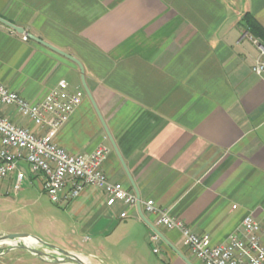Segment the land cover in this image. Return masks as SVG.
Listing matches in <instances>:
<instances>
[{"label": "crops", "instance_id": "crops-1", "mask_svg": "<svg viewBox=\"0 0 264 264\" xmlns=\"http://www.w3.org/2000/svg\"><path fill=\"white\" fill-rule=\"evenodd\" d=\"M245 14L264 29V0H0V19L24 32L0 23V85L36 103L65 80L81 103L56 145L72 156L108 147L102 171L138 196L141 210L151 200L224 244L246 217L264 228V80L251 71L258 41L240 24ZM22 35L79 62L93 104L77 64ZM0 114L38 131L13 107ZM17 170L25 175L18 189L14 172L0 194L34 184L47 196L42 174ZM56 207L65 218L48 224L46 240L0 231L36 238L44 245H27L49 260L9 248L0 264H55L61 251L85 264H187L181 256L202 264L179 232L143 213L162 235L152 244L136 208L107 207L98 189Z\"/></svg>", "mask_w": 264, "mask_h": 264}, {"label": "built area", "instance_id": "built-area-1", "mask_svg": "<svg viewBox=\"0 0 264 264\" xmlns=\"http://www.w3.org/2000/svg\"><path fill=\"white\" fill-rule=\"evenodd\" d=\"M27 39L22 35L23 41ZM255 45L258 56L251 71L264 80V45L259 42ZM80 103V97L69 89L65 80H60L36 103H29L0 85V108L13 107L18 115L38 128L37 132H32L0 114V181L16 172L15 189H18L25 175L17 166L24 164L31 173L44 176V191L55 206L66 205L86 187H91L104 194L107 207L118 203L136 208V197L121 184L109 181L102 171V164L111 151L108 147L99 146L90 154L72 156L56 145L54 140L59 130ZM141 211L155 216L156 226L179 232L185 249L202 264H264V228L251 217H246L241 230L231 234L224 244L213 245L209 236L196 235L186 223L171 217L151 200L144 202ZM119 217L126 218V212H121ZM158 240L152 232L150 242ZM18 242L13 240L11 248L18 246Z\"/></svg>", "mask_w": 264, "mask_h": 264}, {"label": "rangeland", "instance_id": "rangeland-1", "mask_svg": "<svg viewBox=\"0 0 264 264\" xmlns=\"http://www.w3.org/2000/svg\"><path fill=\"white\" fill-rule=\"evenodd\" d=\"M27 188L26 193L19 191L18 195L13 190L5 196L0 194V231L30 234L46 240L50 232L48 224L60 218L63 221L64 211L54 206L34 184ZM12 244L13 240L3 241L0 244V253L11 248ZM21 244L22 241H19L18 245Z\"/></svg>", "mask_w": 264, "mask_h": 264}, {"label": "water", "instance_id": "water-1", "mask_svg": "<svg viewBox=\"0 0 264 264\" xmlns=\"http://www.w3.org/2000/svg\"><path fill=\"white\" fill-rule=\"evenodd\" d=\"M0 23H2V24H4L5 26L11 28L12 30H14V31L17 32L18 34H23V33H24L22 29L17 28V27H15V26H13V25H11V24H9V23H7V22L1 20V19H0ZM27 37H29L30 39H32V40H34V41H36V42L41 43L42 45L46 46L47 48H49V49H51V50L57 52L58 54H60V55H62V56H64V57H66L67 59H69V60L73 61L75 64H77V66L79 67L80 73H81V81H82L83 88L85 89V92H86V94H87L89 100L92 102L91 96H90L88 90L86 89V86L84 85V80H83V70H82V67H81V65L79 64V62H77V61H76L75 59H73L71 56H68V55H66V54H64V53H62V52L56 50L55 48H53V47H51V46H49V45L43 43L42 41L38 40L37 38H34L33 36H29V35H27ZM92 104H93V102H92ZM103 127H104L105 133H106V135H107V137H108V139H109V142H110V144H111L113 150H114L115 153L117 154V150H116V147H115V145H114L112 139L110 138V136H109V134H108V132H107L105 126H103ZM136 199H137L136 210H137V213H138L139 217H140L141 220H142V221H143V222H144V223L150 228V230H151L153 233H155L159 238H162V235L159 233V231H158L154 226H152V225L146 220V218L144 217V215H143V213H142V211H141L140 201H139L138 196L136 197ZM29 238H30L29 236L24 235V234H9V235H1V236H0V243L3 242V241H11V240H19V241H22V244H21V245L14 246V247H12V248H10V249H14V250H23V251L29 252L30 254H32L33 256H35V257H37V258H46V259L49 260V257H50V256H49L48 254H46V253H44V252H42V251H39V250H37V249H35V248H32V247L28 246L27 244H25L24 241H25L26 239H29ZM32 239H34V240L37 241L38 243H41L42 245H44L42 242H40V241L37 240L36 238H32ZM61 254H62L63 257H64L63 259H60V260H50V261H52V263L58 264V263H64V262L70 260V261L74 262L75 264H85L84 262H82L81 260H79L78 258H76L75 256H70V255H68L67 253L62 252V251H61ZM181 258H182L187 264H189V262H188L186 259H184L182 256H181Z\"/></svg>", "mask_w": 264, "mask_h": 264}, {"label": "trees", "instance_id": "trees-1", "mask_svg": "<svg viewBox=\"0 0 264 264\" xmlns=\"http://www.w3.org/2000/svg\"><path fill=\"white\" fill-rule=\"evenodd\" d=\"M240 24L252 37V39L264 45V29L254 20L251 15L245 14Z\"/></svg>", "mask_w": 264, "mask_h": 264}, {"label": "bare ground", "instance_id": "bare-ground-1", "mask_svg": "<svg viewBox=\"0 0 264 264\" xmlns=\"http://www.w3.org/2000/svg\"><path fill=\"white\" fill-rule=\"evenodd\" d=\"M25 244H31L32 242H35V240L34 239H32V238H29V239H26L25 241ZM2 243V242H1ZM0 243V244H1ZM30 246V245H29Z\"/></svg>", "mask_w": 264, "mask_h": 264}]
</instances>
